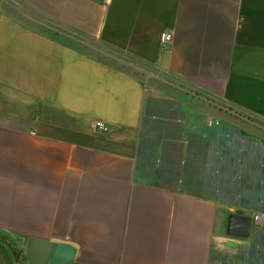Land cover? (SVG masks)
Masks as SVG:
<instances>
[{"label":"crops","instance_id":"crops-1","mask_svg":"<svg viewBox=\"0 0 264 264\" xmlns=\"http://www.w3.org/2000/svg\"><path fill=\"white\" fill-rule=\"evenodd\" d=\"M29 238L264 264V0H0V264Z\"/></svg>","mask_w":264,"mask_h":264},{"label":"water","instance_id":"water-1","mask_svg":"<svg viewBox=\"0 0 264 264\" xmlns=\"http://www.w3.org/2000/svg\"><path fill=\"white\" fill-rule=\"evenodd\" d=\"M255 218L252 214L231 210L226 226V233L230 236L247 238L253 231ZM22 238V237H21ZM26 244V255L31 264H63L75 258L76 244L57 239L40 240L29 238Z\"/></svg>","mask_w":264,"mask_h":264},{"label":"built area","instance_id":"built-area-1","mask_svg":"<svg viewBox=\"0 0 264 264\" xmlns=\"http://www.w3.org/2000/svg\"><path fill=\"white\" fill-rule=\"evenodd\" d=\"M172 39H173V35L170 31L167 30L163 31L160 35V44L162 48L164 49L168 48L169 44L172 42ZM96 126L98 129L102 131L109 130V126L103 121L96 122ZM254 218L258 219L259 215H256Z\"/></svg>","mask_w":264,"mask_h":264},{"label":"rangeland","instance_id":"rangeland-1","mask_svg":"<svg viewBox=\"0 0 264 264\" xmlns=\"http://www.w3.org/2000/svg\"><path fill=\"white\" fill-rule=\"evenodd\" d=\"M214 197H217L218 199H222V196H220L219 194L218 195H215ZM229 211V210H228ZM227 213H230V212H226ZM220 217H218V222H221V219H219ZM220 220V221H219ZM218 228H220L218 226ZM217 231H219V229H217ZM5 236H6V246H10V245H15L16 246V242L13 241V232L11 230H7L5 232Z\"/></svg>","mask_w":264,"mask_h":264},{"label":"trees","instance_id":"trees-1","mask_svg":"<svg viewBox=\"0 0 264 264\" xmlns=\"http://www.w3.org/2000/svg\"><path fill=\"white\" fill-rule=\"evenodd\" d=\"M14 256V258L17 260V261H20L21 260V257H22V253L24 252V249H17L15 248L13 245H10L8 246ZM24 256V255H23Z\"/></svg>","mask_w":264,"mask_h":264}]
</instances>
